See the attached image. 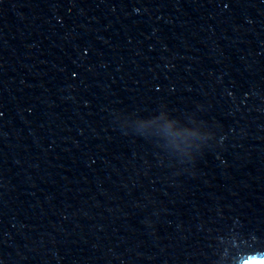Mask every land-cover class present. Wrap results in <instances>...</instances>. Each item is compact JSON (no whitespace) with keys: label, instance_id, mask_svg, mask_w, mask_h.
<instances>
[{"label":"water","instance_id":"water-1","mask_svg":"<svg viewBox=\"0 0 264 264\" xmlns=\"http://www.w3.org/2000/svg\"><path fill=\"white\" fill-rule=\"evenodd\" d=\"M264 258V0H0V264Z\"/></svg>","mask_w":264,"mask_h":264}]
</instances>
